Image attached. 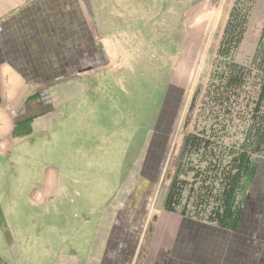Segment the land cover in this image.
<instances>
[{
    "label": "rangeland",
    "instance_id": "obj_1",
    "mask_svg": "<svg viewBox=\"0 0 264 264\" xmlns=\"http://www.w3.org/2000/svg\"><path fill=\"white\" fill-rule=\"evenodd\" d=\"M125 3L109 66L0 145V264H100L174 85L181 98L159 163L168 189L181 168L175 208L221 228L242 210L243 177L264 158V0ZM52 171L60 191L48 199Z\"/></svg>",
    "mask_w": 264,
    "mask_h": 264
},
{
    "label": "crops",
    "instance_id": "obj_2",
    "mask_svg": "<svg viewBox=\"0 0 264 264\" xmlns=\"http://www.w3.org/2000/svg\"><path fill=\"white\" fill-rule=\"evenodd\" d=\"M125 7V0H0V145L15 140L20 126L34 130L44 116L57 111L58 97L73 95V89L77 95L81 77L109 66L111 43L119 38L115 25L121 24L114 11ZM181 92L176 85L170 90L176 102L158 116L151 161L119 212L100 264H264L263 157L242 184L243 206L232 227L221 228L175 208L181 168H173L168 189L170 169L159 161L165 154L169 158L175 123L170 108H176ZM47 175L44 196L52 199L59 196L58 175ZM56 233L50 230L49 235Z\"/></svg>",
    "mask_w": 264,
    "mask_h": 264
},
{
    "label": "flooded vegetation",
    "instance_id": "obj_3",
    "mask_svg": "<svg viewBox=\"0 0 264 264\" xmlns=\"http://www.w3.org/2000/svg\"><path fill=\"white\" fill-rule=\"evenodd\" d=\"M246 181H247V176H244V177H243V181H242L243 184H244Z\"/></svg>",
    "mask_w": 264,
    "mask_h": 264
},
{
    "label": "trees",
    "instance_id": "obj_4",
    "mask_svg": "<svg viewBox=\"0 0 264 264\" xmlns=\"http://www.w3.org/2000/svg\"><path fill=\"white\" fill-rule=\"evenodd\" d=\"M226 225H229V224H226ZM231 225V224H230Z\"/></svg>",
    "mask_w": 264,
    "mask_h": 264
}]
</instances>
